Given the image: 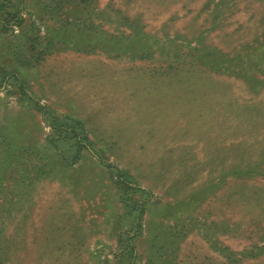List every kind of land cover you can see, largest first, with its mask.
<instances>
[{"label": "rangeland", "instance_id": "374dc122", "mask_svg": "<svg viewBox=\"0 0 264 264\" xmlns=\"http://www.w3.org/2000/svg\"><path fill=\"white\" fill-rule=\"evenodd\" d=\"M18 2L26 27L0 31V264H122L132 200L131 264H264V0H77L75 42L53 46L29 35L58 27L57 1Z\"/></svg>", "mask_w": 264, "mask_h": 264}, {"label": "trees", "instance_id": "16d2710c", "mask_svg": "<svg viewBox=\"0 0 264 264\" xmlns=\"http://www.w3.org/2000/svg\"><path fill=\"white\" fill-rule=\"evenodd\" d=\"M18 1L19 0H15L16 10H14L13 14H11L12 12L3 11L4 10L3 4H7V1L1 0L0 7L3 10L0 11V31L6 29L8 27V25L11 24V21H14V23L19 25V26L22 24V31L26 27L24 17H22V21L20 19V15H19V12H20L19 7L20 6H19ZM56 1H57V3H56ZM43 2H44L43 7H41V10H43V11L45 10V8H46V10H51L53 4L56 3L55 6H58L57 13H59V15L61 13L63 14L62 15L63 20L61 22H59L58 27H55V28L51 27V26H48L46 28L44 27V32H43L42 36L37 34V33H39V27H36L37 30H35V33L31 32L30 35L28 33H25L24 38H27L28 37L27 34H28L29 37H31L34 41H36V42L40 41V42L46 44V46H50V45L53 46L56 44H60V45H66L67 44L68 45V44L74 43L75 41L73 40V34L70 33L71 29H70V23L68 22V19H69L68 15L72 12L77 13L80 11L79 6L77 5L79 3H76L77 0H53V2H54L53 4H47L46 0H43ZM67 5H70L73 8L68 9ZM22 9H23V7H22ZM12 19H14V20H12ZM23 25H24V27H23ZM35 35H36V38H35ZM8 77H12L16 80L19 79V76L16 72L9 71L3 76L2 81L3 82L5 81V83H6ZM40 109H44V108L41 107ZM52 123H54V122H52ZM51 129L54 133H55V131H56V133H59V130H64L66 135L64 134V136H62V137H70L71 135L76 134L74 127H71L70 131H69V128L62 126L61 124L60 125L58 124L55 126L52 125ZM67 133H69V134H67ZM0 135H2L1 132H0ZM84 140H86V138H85V136H82V139H80L78 141L77 150L75 151V155H74L75 161L77 158L80 157L82 150H87L88 146L84 142ZM51 141H53L52 138H51ZM5 143L7 144L8 154L11 155L12 150L14 148L17 150L16 146L13 147L14 144L12 143L10 138L8 140H5ZM1 159L8 160L9 158H3L2 157ZM105 165L108 167L112 166L110 164H105ZM115 170H117V169H115ZM115 174L117 176V179L121 183H123L127 188L134 189V186H131V184H129V182L126 181V178L123 175V172L121 170H117L115 172ZM136 190L137 189H134V192H137ZM141 191L145 194L147 193L144 190H141ZM142 203L143 202L140 203L137 200H132L130 203L129 212H130V215L131 214L133 215V218H132L133 232H131L129 235H127V237L124 240V247L126 249V251H125L126 260L122 264H131L133 262L134 258L136 257L135 246L132 244L131 240H132V237L136 236L138 231L140 229L142 230V228H143V225L141 222V215L143 212L142 205H144V204H142ZM136 211H137V213L135 214ZM137 236H139V235H137Z\"/></svg>", "mask_w": 264, "mask_h": 264}]
</instances>
